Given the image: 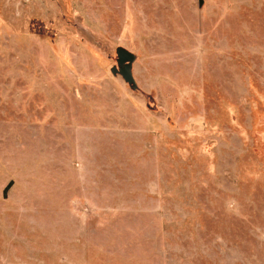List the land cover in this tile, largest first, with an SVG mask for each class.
I'll return each mask as SVG.
<instances>
[{
    "label": "rangeland",
    "instance_id": "374dc122",
    "mask_svg": "<svg viewBox=\"0 0 264 264\" xmlns=\"http://www.w3.org/2000/svg\"><path fill=\"white\" fill-rule=\"evenodd\" d=\"M0 247L264 264V0H0Z\"/></svg>",
    "mask_w": 264,
    "mask_h": 264
},
{
    "label": "water",
    "instance_id": "95a60500",
    "mask_svg": "<svg viewBox=\"0 0 264 264\" xmlns=\"http://www.w3.org/2000/svg\"><path fill=\"white\" fill-rule=\"evenodd\" d=\"M118 55H119L118 63L119 66H121V69L118 70L117 67H114L112 70L113 73L114 74L120 73L124 77L125 81H127L129 84H132L134 86V89H136V83L135 80L133 79V73H132V63L135 59V56L122 48L118 49ZM127 61H129V63L125 67H122V64L126 63Z\"/></svg>",
    "mask_w": 264,
    "mask_h": 264
},
{
    "label": "crops",
    "instance_id": "0c3cea01",
    "mask_svg": "<svg viewBox=\"0 0 264 264\" xmlns=\"http://www.w3.org/2000/svg\"><path fill=\"white\" fill-rule=\"evenodd\" d=\"M14 261H11L9 258H7L1 250L0 247V264H12Z\"/></svg>",
    "mask_w": 264,
    "mask_h": 264
},
{
    "label": "flooded vegetation",
    "instance_id": "af4514ba",
    "mask_svg": "<svg viewBox=\"0 0 264 264\" xmlns=\"http://www.w3.org/2000/svg\"><path fill=\"white\" fill-rule=\"evenodd\" d=\"M126 65H127V64L124 63V64H122V67H125Z\"/></svg>",
    "mask_w": 264,
    "mask_h": 264
}]
</instances>
